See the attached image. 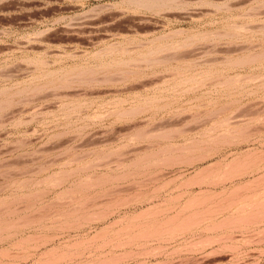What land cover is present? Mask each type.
I'll use <instances>...</instances> for the list:
<instances>
[{"label": "rangeland", "instance_id": "374dc122", "mask_svg": "<svg viewBox=\"0 0 264 264\" xmlns=\"http://www.w3.org/2000/svg\"><path fill=\"white\" fill-rule=\"evenodd\" d=\"M0 264H264V0H0Z\"/></svg>", "mask_w": 264, "mask_h": 264}]
</instances>
